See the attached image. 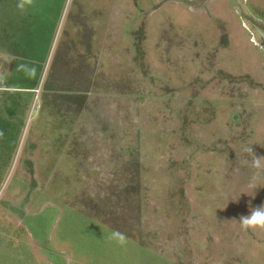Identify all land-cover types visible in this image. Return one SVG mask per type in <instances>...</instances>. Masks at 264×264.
I'll list each match as a JSON object with an SVG mask.
<instances>
[{
	"label": "rangeland",
	"instance_id": "1",
	"mask_svg": "<svg viewBox=\"0 0 264 264\" xmlns=\"http://www.w3.org/2000/svg\"><path fill=\"white\" fill-rule=\"evenodd\" d=\"M109 2L0 0V216L68 264H264V0H116L92 71L65 31Z\"/></svg>",
	"mask_w": 264,
	"mask_h": 264
},
{
	"label": "crops",
	"instance_id": "2",
	"mask_svg": "<svg viewBox=\"0 0 264 264\" xmlns=\"http://www.w3.org/2000/svg\"><path fill=\"white\" fill-rule=\"evenodd\" d=\"M111 1L112 3L109 2L110 4L107 3V5L105 6L106 8H108V11H111L108 13L109 15L104 20L101 16L102 4H98L95 6L99 7L98 9H91L88 14L80 11V15L71 18L70 23L65 31L64 48L66 49V54L76 55V58L82 56L84 61L83 63L89 65V69H91L92 71V67H95V65L99 61L98 57H100V53L103 48L102 23L106 22V25H108L106 30L111 29V31L114 30L117 24L116 14L114 12L116 0ZM215 2L216 1L212 2L211 5ZM90 14L92 15L90 16ZM87 67L88 66H86V68ZM85 69L82 70L83 74L90 75L91 73H88ZM13 220L14 222L12 224H10L9 222L6 223V217L4 215L0 216V223L1 227L3 228V232H0V252L4 251L3 253H7L8 256L9 253H13L15 250H18L19 247L21 250L24 246V251H27L30 258L33 259L36 263H69L68 253L63 249V247H55L53 241L49 239V234L47 235L48 240L46 239L49 244L41 243L38 237L32 233V229L30 227H24V225L21 227L20 223L17 222V219L15 217ZM6 244H8L7 247ZM8 246H10L11 250H8ZM54 256H56V259H54ZM30 261H27V263L25 264H30Z\"/></svg>",
	"mask_w": 264,
	"mask_h": 264
},
{
	"label": "clouds",
	"instance_id": "3",
	"mask_svg": "<svg viewBox=\"0 0 264 264\" xmlns=\"http://www.w3.org/2000/svg\"><path fill=\"white\" fill-rule=\"evenodd\" d=\"M246 151L252 153V148L248 147ZM260 161H264V157L256 158L255 156H253V159L250 162L252 168L255 170V176H259L261 172H264V166H261ZM259 187L264 186H261L254 182L249 184V188L254 192V194L256 189H258ZM238 222L243 230L264 229V204H261L260 206L255 208H250L249 214L246 216H241ZM107 239L110 241H115L121 246L127 243V237L124 233H121L119 231L111 232L108 235Z\"/></svg>",
	"mask_w": 264,
	"mask_h": 264
},
{
	"label": "trees",
	"instance_id": "4",
	"mask_svg": "<svg viewBox=\"0 0 264 264\" xmlns=\"http://www.w3.org/2000/svg\"><path fill=\"white\" fill-rule=\"evenodd\" d=\"M137 50L140 52V54H142V52L140 51V48L139 47H137ZM142 57V56H141ZM35 79V78H34ZM24 86V88L25 89H33L34 87H33V84H26V86L25 85H23ZM26 93H29V92H26ZM26 95H28V94H26ZM104 224V223H103ZM106 225V224H105ZM108 226V225H107ZM109 228H110V226H108ZM113 230V229H112ZM115 231V230H114Z\"/></svg>",
	"mask_w": 264,
	"mask_h": 264
},
{
	"label": "water",
	"instance_id": "5",
	"mask_svg": "<svg viewBox=\"0 0 264 264\" xmlns=\"http://www.w3.org/2000/svg\"><path fill=\"white\" fill-rule=\"evenodd\" d=\"M257 33H258V36L260 37V39H261V41H262V43L264 45V33L261 32V31H257Z\"/></svg>",
	"mask_w": 264,
	"mask_h": 264
}]
</instances>
